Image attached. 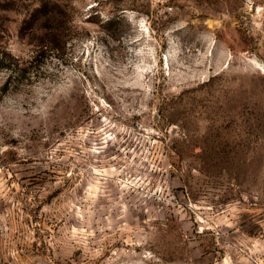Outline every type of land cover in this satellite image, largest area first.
<instances>
[{
    "label": "rangeland",
    "instance_id": "1",
    "mask_svg": "<svg viewBox=\"0 0 264 264\" xmlns=\"http://www.w3.org/2000/svg\"><path fill=\"white\" fill-rule=\"evenodd\" d=\"M0 264H264V0H0Z\"/></svg>",
    "mask_w": 264,
    "mask_h": 264
}]
</instances>
